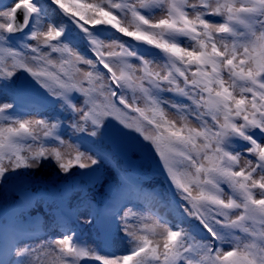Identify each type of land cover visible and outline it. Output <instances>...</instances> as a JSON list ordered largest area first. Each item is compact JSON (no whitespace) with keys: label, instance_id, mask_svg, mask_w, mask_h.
Wrapping results in <instances>:
<instances>
[{"label":"snow or ice","instance_id":"obj_1","mask_svg":"<svg viewBox=\"0 0 264 264\" xmlns=\"http://www.w3.org/2000/svg\"><path fill=\"white\" fill-rule=\"evenodd\" d=\"M20 73L51 114L39 102L20 114L34 118L15 114L31 101ZM0 93V181L49 158L64 173L98 171L107 157L81 163L84 141L138 134L182 213L113 205L104 223H85L122 236L124 254L101 255L69 229L0 246V264H264V0H10L0 7ZM69 147L75 163H60Z\"/></svg>","mask_w":264,"mask_h":264},{"label":"rangeland","instance_id":"obj_2","mask_svg":"<svg viewBox=\"0 0 264 264\" xmlns=\"http://www.w3.org/2000/svg\"><path fill=\"white\" fill-rule=\"evenodd\" d=\"M88 2H93V0H88ZM9 3L10 0H0V7ZM156 15L159 16V12ZM115 36V33L106 32L104 38L108 42L110 39H114ZM18 78H20L19 75ZM21 79L23 80V78ZM36 91L39 93L38 97L43 99L40 91L38 89ZM35 102L39 101L31 97L30 102L23 104L24 111L30 114L35 113L37 110L33 106ZM43 110L50 114L54 111L51 104L43 106ZM169 116L173 119H179V114L171 111ZM20 118L32 119L34 116L25 115L23 117L20 116ZM189 123L192 127H199L196 120L190 119ZM68 131L70 132V130ZM145 134L153 135L154 131L148 129ZM63 138L70 140L68 135ZM110 141L114 143L112 150L104 149L100 143L92 144L89 141H84L86 147L79 149L80 152L85 153L81 163H88L87 156H94L96 151L103 153L107 157L98 166V171L94 169L81 170L77 167H72L68 173H64L59 168V163L49 158L32 169H21V174L19 175L9 174L7 181L19 178L32 179L35 185H31L26 181L25 184L30 185V187L33 186V189L23 187L19 191V193L25 192L28 196L29 205L26 208L22 207L19 210H13L12 208L0 211V246L13 242L9 236L8 228L16 230L21 236L20 240H31L33 243L50 241L51 238L59 236L60 233L73 229L74 231H81V242L84 245L90 247L93 251L99 252L101 255L124 254L129 247V243L122 236H117L114 233L102 235L97 229L96 222L93 225L85 223L90 215L98 218L99 211L102 208L112 206L115 195L119 196L121 204L132 201L137 205L157 211L168 219L181 217L182 213L179 210L180 201L169 185L165 171L161 168V163L153 152L152 146L146 143L141 154L134 151L133 146L137 144L134 138L123 137L117 133L110 137ZM88 148H92L94 151L89 152L87 151ZM38 150L39 145L32 143L31 153H35ZM60 150L64 154V159L60 163H68L69 160H73V164L75 163L73 158L77 155V152L73 148H61ZM146 164L152 167L151 171H143ZM156 167H159L161 171L156 169ZM108 170L111 172L110 176L104 173V171ZM136 174L139 176H136ZM67 181L70 184H67ZM54 184L62 186L55 191L56 195L54 197H50L47 193V188ZM2 186L3 184L0 181V190ZM65 206L73 209L75 214L73 220H68V217L64 216L63 208ZM55 259L54 255L49 257L48 264H54ZM81 264H102V262L94 259H84Z\"/></svg>","mask_w":264,"mask_h":264},{"label":"trees","instance_id":"obj_3","mask_svg":"<svg viewBox=\"0 0 264 264\" xmlns=\"http://www.w3.org/2000/svg\"><path fill=\"white\" fill-rule=\"evenodd\" d=\"M7 57V53L4 54V61H5V65L7 66L8 64H11V60L6 59ZM20 77H22L23 73L18 74ZM52 87H55V85H52ZM0 95H2V93H0ZM140 107H145V105L141 104ZM133 115H138V114H133ZM28 116V115H27ZM62 118V117H61ZM148 129H152L154 131V128L149 126L146 128L145 132H147ZM145 132L143 134H145ZM123 137L129 136L130 138H134L137 142L136 145H134V151L140 152L141 154L143 153L144 150V146L146 143V141L142 140L140 138V135H133V134H120ZM146 135V134H145ZM101 145H103L104 149L107 150H112L113 146L110 142V138H105V140H103V142L100 143ZM152 164V163H151ZM147 165V166H146ZM145 167L143 168V171H151V168L148 164H146ZM156 169H160L159 167H156ZM112 171V169H110ZM110 170L108 171H104V173L107 176H110ZM161 171V170H159ZM28 181V183H30L31 185H35V182L30 179H24V178H19L16 180H11V181H1L3 186L2 189L0 190V211L2 209H5L7 207H9L15 200H17V193L18 191H20L23 187H28V188H32L33 186L30 187V185H26L25 182ZM39 188V187H37ZM47 188V187H46ZM60 188V185L58 184H54L51 185L50 188H47V193L50 197H54L56 195V190ZM40 189V188H39Z\"/></svg>","mask_w":264,"mask_h":264}]
</instances>
